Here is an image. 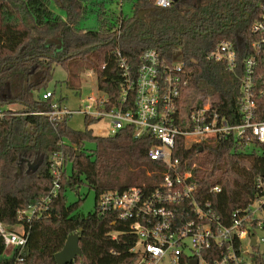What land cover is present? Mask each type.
I'll return each mask as SVG.
<instances>
[{
    "label": "trees",
    "instance_id": "obj_1",
    "mask_svg": "<svg viewBox=\"0 0 264 264\" xmlns=\"http://www.w3.org/2000/svg\"><path fill=\"white\" fill-rule=\"evenodd\" d=\"M115 1L132 6L131 16L111 12ZM156 0H0V108L22 105L17 117L8 114L0 122V222L23 225L28 244L19 262L7 257L0 237V264H57L55 256L68 237L80 232L82 257L72 264H133L131 249L136 236L128 223L114 215H101L99 198L109 191L149 184L158 179V166L148 157L150 137L135 139L125 129L115 136H95L92 130H73L68 121L53 123L47 116L51 101H44L56 66L78 60L93 71L98 87L111 105L118 103L122 74L115 57L117 48L133 71L147 50H157L171 62L181 54L189 85L184 99L202 103L210 100L221 115L238 112L240 81L220 63L208 58L222 41L236 47L253 40L252 24L260 16L264 0H180L169 9ZM64 11L56 14L51 5ZM94 18L99 29H81ZM62 42L58 50L53 39ZM88 124L94 121L86 119ZM94 143V150L87 144ZM183 148V142L178 149ZM202 150V151H200ZM62 151L71 173H64L59 196L45 215L32 222L20 221L18 212L28 208L53 185L50 155ZM181 158L196 163L193 171L202 189L220 186L213 198L216 210L226 216L247 206L257 193L258 178L264 180V153L241 154L225 143L203 144L179 151ZM18 169L21 172H18ZM151 174V176L149 175ZM86 184L97 194L94 213H78L84 199L79 194L68 203V191ZM116 236V237H115Z\"/></svg>",
    "mask_w": 264,
    "mask_h": 264
},
{
    "label": "built area",
    "instance_id": "obj_2",
    "mask_svg": "<svg viewBox=\"0 0 264 264\" xmlns=\"http://www.w3.org/2000/svg\"><path fill=\"white\" fill-rule=\"evenodd\" d=\"M155 4L169 9L173 2L156 0ZM260 10L251 26L250 44L236 47L225 40L208 55L240 81L237 113L223 116L210 100L189 105L184 99L189 78L182 62H167L159 51L147 50L134 72L120 48L115 52L122 74L117 104L111 105L109 96L98 87L97 93L84 99L80 96L79 109L73 110L65 105L64 98L57 100L55 92L48 90L42 98L51 101V109L32 113L47 116L55 124L69 123L74 115H82L107 125V136L130 129L135 139L151 138L148 157L158 166L154 172L158 179L106 192L98 201L101 215H114L118 222L128 223L136 236L131 249L133 264H162L166 260L167 264H264V253L256 251L264 244V180L258 178L257 193L247 206L222 216L213 201L222 193L220 186L202 189L193 174L197 164H191L189 157L178 156L179 151L217 143H225L241 154L264 153V3ZM4 107L0 108V122L8 114L26 115L21 113L23 108ZM49 162L52 188L18 212L22 222L45 215L59 196L63 175L69 173L67 159L58 151L50 155ZM16 226L22 231L0 222V237L5 255L16 253L18 261L23 262L28 234L23 225Z\"/></svg>",
    "mask_w": 264,
    "mask_h": 264
},
{
    "label": "rangeland",
    "instance_id": "obj_3",
    "mask_svg": "<svg viewBox=\"0 0 264 264\" xmlns=\"http://www.w3.org/2000/svg\"><path fill=\"white\" fill-rule=\"evenodd\" d=\"M113 8L117 12H124L126 15H131V8L132 6L130 4L127 5H120L119 1H115L113 4ZM51 9L58 14L59 16H62L63 18L66 17V14L62 9L57 7L56 5L52 4ZM92 18V17H91ZM81 29L84 30H96L99 29L97 23L95 24L94 18L91 19L89 22L84 21L82 23V26H80ZM53 43L56 44L58 50H62V42L60 39L55 38L53 39ZM175 62L177 64L181 63V54H178L175 58ZM81 62L78 60H70L66 63L65 66H56L54 76L52 81L48 85V89L52 92H55L56 99L59 100L60 98H64L65 105L73 110H78L79 106L81 104V99L79 98L82 96V98H86L94 93H97L98 89V81L97 77L94 74L93 71H89L85 69L84 65L81 66ZM195 102H188L189 105L195 104ZM5 109H14L18 110L20 108H23L22 105H12V106H5ZM69 126L76 131H85L86 129L92 130L93 134L95 136L105 137L107 136L106 127L105 124H88L85 117L82 115H74L70 121ZM95 144L94 143H88L87 144V150H94ZM72 165L68 164V171L71 173ZM80 196L84 199V201L81 203V206L79 208L78 213H80L83 216H88L91 213H94L96 211L97 206V194L95 190H92L89 188L88 185L82 184L80 188H78L76 191H68V203L72 204L78 201ZM14 229L18 231H22V227L19 226H11ZM256 251L259 254L264 253V244H261L260 247L256 249ZM168 260H166L162 264H167Z\"/></svg>",
    "mask_w": 264,
    "mask_h": 264
},
{
    "label": "water",
    "instance_id": "obj_4",
    "mask_svg": "<svg viewBox=\"0 0 264 264\" xmlns=\"http://www.w3.org/2000/svg\"><path fill=\"white\" fill-rule=\"evenodd\" d=\"M178 1L180 0H172L173 3H177ZM18 172L20 173L21 170L18 169ZM80 232L81 231L68 237L62 251L55 256L57 264H72L77 258L82 257L83 252L80 247Z\"/></svg>",
    "mask_w": 264,
    "mask_h": 264
},
{
    "label": "crops",
    "instance_id": "obj_5",
    "mask_svg": "<svg viewBox=\"0 0 264 264\" xmlns=\"http://www.w3.org/2000/svg\"><path fill=\"white\" fill-rule=\"evenodd\" d=\"M108 9H109L111 12H116V14H118V15H119V14H122V15H124V16H127V15L124 14V12H122V11H121V12H117V11H115L114 8H113V5L109 6ZM131 15H132V11H131ZM131 15H128V16H131ZM92 19H93V18H92ZM90 20H91V19H90ZM90 20H89V21H90ZM89 21H88V22H89ZM94 21H95V24H96V20H95V19H94Z\"/></svg>",
    "mask_w": 264,
    "mask_h": 264
}]
</instances>
